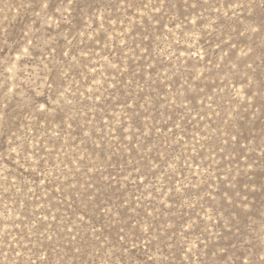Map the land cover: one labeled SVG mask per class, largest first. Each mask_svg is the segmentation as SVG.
Returning a JSON list of instances; mask_svg holds the SVG:
<instances>
[{
    "label": "rangeland",
    "instance_id": "obj_1",
    "mask_svg": "<svg viewBox=\"0 0 264 264\" xmlns=\"http://www.w3.org/2000/svg\"><path fill=\"white\" fill-rule=\"evenodd\" d=\"M0 264H264V0H0Z\"/></svg>",
    "mask_w": 264,
    "mask_h": 264
}]
</instances>
